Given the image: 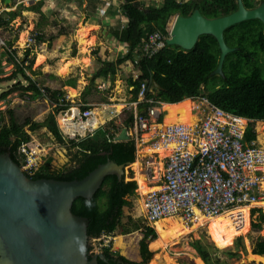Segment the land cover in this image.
Wrapping results in <instances>:
<instances>
[{
	"label": "trees",
	"instance_id": "obj_1",
	"mask_svg": "<svg viewBox=\"0 0 264 264\" xmlns=\"http://www.w3.org/2000/svg\"><path fill=\"white\" fill-rule=\"evenodd\" d=\"M242 1L246 8L252 9L264 0ZM197 9L204 17L218 18L236 11L238 0H164L158 6L147 5L143 0H123L120 10L128 21L122 29L115 31L114 36L121 43L127 44L129 49L116 61L104 62L102 72L115 74L120 65L128 60H135L138 55L136 60H138L140 75L135 80H129V85L133 86V100L137 99L141 83L144 81H147L152 90L149 95L163 103L177 104L185 99L202 98L226 112L252 119L254 123L248 127L246 139L254 140L256 139L254 124L258 121L264 122V64H261L258 58L260 53L264 56L263 22L259 19L244 21L225 31V41L228 46L234 48V51L226 56L222 74H214L219 64L220 48L212 35H202L194 48L189 51L170 45L152 57L143 55L141 51L143 41L149 34L158 31L168 37V24L172 17L177 15L189 17ZM16 17L15 11L1 13L0 27L9 26ZM36 40L39 43L44 42L45 36L37 35ZM8 47L11 51H7L9 58L6 61H10L15 67L14 73L8 80H15L21 75L28 85H18L14 89L3 92L0 100L7 98L16 90L41 93L42 88L39 83L26 72V69L30 68L27 63L34 62V58L30 57L31 49H27L23 58H19L17 50L13 49V44L9 42ZM1 60L2 58L0 63ZM153 82H156L160 89L156 88ZM46 94L50 95L52 103L56 106L45 121L32 123L30 129L35 131L46 127L55 139L69 150L70 160L69 165L59 171H51L48 164L41 167L33 176L26 171L32 179L82 180L108 160L118 164L135 162V141L126 138L117 139L112 124L101 127L84 137L66 136L59 127L56 117L69 110L72 103L66 101L65 92L62 90L46 87ZM82 109L85 110L86 107ZM8 114V124H2V117L0 118V154L10 153L16 163L24 166L25 157L20 149L31 141V136L25 131L24 124L17 122L13 110H8ZM63 117L60 119L61 124ZM162 119L163 117L161 121ZM29 122L27 120L25 124ZM127 123L128 126H134L133 114L129 115ZM261 130H264V123ZM137 188L134 180L123 178L119 181L116 175H109L92 199L80 197L74 201L72 212L89 220L90 240L101 237L105 232L115 235L119 227H122V234L135 230H141L143 233V238L139 242L140 262H133L118 252L112 251L110 247H106L104 253L109 262L99 259L98 264H119L113 260L115 258L124 264H147L151 259L152 253L148 249V242L156 238L155 229L144 220H136L132 217H128L127 222L123 223V208L130 204L129 197L137 196ZM256 211L260 210H253V212ZM260 217L264 220L263 213ZM254 226L257 227L256 224ZM151 245L154 250L160 248V238L158 237ZM192 246L205 264H225L220 260L213 261L210 245L196 241L192 243ZM91 249L89 245V258L93 256L90 253ZM253 253L259 256L264 255V238L258 240ZM182 264L192 263L183 261Z\"/></svg>",
	"mask_w": 264,
	"mask_h": 264
},
{
	"label": "rangeland",
	"instance_id": "obj_2",
	"mask_svg": "<svg viewBox=\"0 0 264 264\" xmlns=\"http://www.w3.org/2000/svg\"><path fill=\"white\" fill-rule=\"evenodd\" d=\"M143 1L147 5L158 6L162 4L164 0ZM121 2H123V0H86V2H84V0H13L12 4L6 9L3 1L0 0L2 13L10 11H15L17 13V17L9 26L0 27V37L2 36L5 39L7 45L9 42L13 44V49L17 50V56L19 58H23L25 51L29 48L31 49L30 57L31 59L34 58V62L27 63L30 68H27L26 72L33 78V80L39 83L42 88L41 93L16 90L9 94L7 98L0 100V118L2 117V124H8V110H13L17 122L22 125L24 124L25 131L31 136V141L26 146L28 147V151L33 153V158L36 159L40 168L48 164L51 171H59L62 170L63 167L68 166L70 160L69 150L65 146L61 145L46 127H42L35 131L30 129L32 123L45 121L48 114L56 106L52 103L50 95L46 94V87L51 88L52 90H54L57 86L63 87L65 97H67V100L71 101L73 104L71 109L65 111L64 113H60L56 117L62 132L71 138L84 137L91 133L87 130L84 134H68L63 127L64 125L62 126L60 119L65 116L62 120L64 123L69 124L67 122L73 120L76 116L73 114L75 109L78 111L80 110L81 113L84 111V109H82L84 100L88 98V101L91 100L92 102H97L99 99H102L100 98L101 95L99 91L101 90H99L98 85H102L105 81H99V79L93 80V76L95 74L94 70L99 66L96 62L97 58L101 57L103 60L106 58H113V60H115L120 52L118 51L119 46H115V44L117 45V42L116 38L112 36L113 30L111 29L112 31H108L109 35H106L105 24L98 36H91V40L89 42H87L88 39L86 38L87 41L84 44L81 42L77 30L85 25L86 27H89L87 24L90 22L89 19L81 18L85 9H95V11H97V9L100 8L102 10L105 5L109 4L110 7L118 11V6ZM71 9L74 10L72 11L73 13L71 12ZM63 10L66 11L62 13ZM67 11H70L71 13L67 14ZM3 15L7 17V15ZM70 16L71 19H69ZM174 18L175 17H172L169 21V28L171 27ZM62 21L69 22L65 26L61 23ZM115 27H117L116 24L114 29ZM88 29L91 33L95 27L91 29L89 27ZM65 31L67 33H64ZM40 34L45 36V41L41 43L36 40V36ZM77 34L80 43L78 41ZM53 36H55V38L51 39ZM120 51L125 52L122 47ZM96 52H98V54H96ZM2 55L3 52L0 49V58ZM40 56H43L42 60H39ZM8 58L9 55H6L0 63V95L5 91L14 89L15 86L28 85V82L21 75H19L15 80H8L15 70L14 65L10 61H5ZM258 58L259 62L264 64V56L261 53L258 55ZM68 62L70 64V72L68 71L66 74L60 73L61 71L59 69L61 64L64 63L66 65ZM126 65L124 67H127ZM133 66L136 70H139L137 69L136 64ZM133 66L128 64V67L125 68V70H135ZM58 73L63 76H60ZM49 75H53L56 78H50ZM130 78L134 79L132 74L119 78L113 77L112 81L109 78V86H107V89L105 88L104 90L105 95L103 97H106V101L112 104L115 110L117 109L116 106L121 104V108L119 110H123L124 113L123 117H121V121H119L118 118H115V120L110 122V124L113 123L115 132L119 134L123 131L124 121L128 119L131 111L128 110L131 106L130 97H132V88H130L128 84V80ZM68 80L75 81V87L67 85ZM191 100H193L194 103L192 111L195 108V105L197 106L196 110H194L192 114H195V116L197 115L198 117L201 115L203 116L205 114L204 109L208 103L206 102L205 104V100L202 98H195ZM96 108H98V106ZM166 114L167 112L165 111L162 123H160L162 126L172 125L171 121L167 123L164 122ZM27 120L30 121L29 124H25ZM115 121L117 123H115ZM75 122H81L78 114ZM99 123H101L100 120ZM263 123L264 122L258 121L254 124V126L255 129H257L259 140H263L264 142V130H261ZM107 125L109 124H106V126ZM96 130L98 129H93L92 132L94 133ZM149 135V133H146L143 137L147 139ZM156 152L159 153L157 155L163 157L162 151ZM149 153L150 152L148 151L146 154H139L137 151L135 162H140V173L143 176L144 174L142 172L146 168L145 157L148 156ZM160 163L161 166L159 168L154 166L153 172L155 175L158 174V171L161 173L163 170L162 162ZM132 166L131 169H129V172L127 171L126 173V180L136 181L138 187L137 196L128 198L130 204L124 206L123 208V223L127 222L128 217H132L136 220L142 219L145 223H147L144 205V199L147 193L145 194L141 192L140 183L137 180L136 169ZM23 168L26 171H29L32 176L35 174V172L26 169L25 166ZM263 182L264 173L262 181V189L264 190ZM148 189L151 190L152 188L148 187ZM262 203L257 204L253 209H251V207L254 205H249L251 210L248 231L243 235L235 236L231 246L224 249L217 248L210 240L207 228L209 223L208 221L203 222L205 224L202 223L195 227V223H186L182 220L184 224L188 226L190 232L184 235L175 244L171 245L163 244L160 239V248L154 250L151 244L158 239L159 235L156 231L155 225H153L157 236L155 239L148 242V249L152 253V256L147 264L151 262L152 258L156 254H158L156 256L159 258L152 264H182L183 261H187L192 264H205V262L200 258L198 252L192 246V243H195L196 241H200L204 245L208 244L211 246L214 262H216V260H220L221 263L225 264H264V260L260 261L252 256L255 255L253 250L256 243L260 238H264V220H261L260 217L261 213L264 214ZM254 209H258L261 212H253ZM254 224H256L257 227L254 226ZM258 225L260 226L258 227ZM99 238L90 240L89 245L92 247L90 253L94 254L101 251L98 240ZM142 238L143 233L141 230H135L128 234H122V227H119V229L115 232L114 240L111 244V250L118 252L120 255L131 261L139 262L141 261L139 242ZM262 256L264 257V255Z\"/></svg>",
	"mask_w": 264,
	"mask_h": 264
},
{
	"label": "built area",
	"instance_id": "obj_3",
	"mask_svg": "<svg viewBox=\"0 0 264 264\" xmlns=\"http://www.w3.org/2000/svg\"><path fill=\"white\" fill-rule=\"evenodd\" d=\"M108 8L109 4L103 11ZM168 38L158 31L149 34L141 47L143 55L152 57L158 53L168 45ZM0 49L6 55L11 51L2 36ZM149 92L152 90L147 81L142 82L132 104L133 128L141 135L149 133L145 143L164 151L163 157L156 151L145 157L146 168L142 173L147 186L152 188L144 199L148 225L153 227L171 217L196 223L200 217L209 219L249 205H254L253 209L264 202V142L246 139V131L254 123L252 119L226 112L207 101L205 114L193 126L182 123L162 126L164 103ZM79 116L81 122L88 123L93 111L85 109ZM87 130L93 133V128ZM20 152L25 157L26 169L33 172L40 169L26 145ZM160 162L163 170L155 175L154 166ZM98 240L104 252L106 247L111 248L114 235L105 232Z\"/></svg>",
	"mask_w": 264,
	"mask_h": 264
},
{
	"label": "water",
	"instance_id": "obj_4",
	"mask_svg": "<svg viewBox=\"0 0 264 264\" xmlns=\"http://www.w3.org/2000/svg\"><path fill=\"white\" fill-rule=\"evenodd\" d=\"M13 0H4L8 8ZM259 19L264 24V2L248 9L238 0L233 13L207 18L200 10L189 17L175 16L168 45L185 51L194 48L202 35H212L220 48L214 74H222L226 56L234 51L225 41V31L244 21ZM154 86H160L153 82ZM133 163L108 160L82 180L32 179L10 153L0 154V264H98L108 262L102 251L89 258V220L72 212L76 199H92L105 178L126 179Z\"/></svg>",
	"mask_w": 264,
	"mask_h": 264
},
{
	"label": "crops",
	"instance_id": "obj_5",
	"mask_svg": "<svg viewBox=\"0 0 264 264\" xmlns=\"http://www.w3.org/2000/svg\"><path fill=\"white\" fill-rule=\"evenodd\" d=\"M84 2H86V0H84ZM121 4H122V2L118 6V11L115 10L114 8L110 7V5H109V8L106 11H103V8H102V10L100 8H98L97 11H95V9L94 10H92V9L91 10H87V9L84 10L83 14L81 15V18L89 19L90 22H88L87 24L89 25L90 28L95 27V29L94 30L92 29L93 31L91 30L92 32L89 33V35H88L89 38L87 37L88 38V42L91 40V36H93V37H95V35L98 36V34L102 30L104 24H105V28H106V35H109V32L108 31H110L112 29L113 31L112 30L111 31H112V36L113 37H115L114 36L115 31H117L118 29H122L124 27V25L127 23L128 19L120 11V5ZM65 11L66 10H63L62 13H64ZM72 11H74V10L71 9V12ZM71 12L70 11H67L66 13L69 14ZM105 14H106V16H105ZM69 19H71V16L69 17ZM68 22L69 21H62L61 23L66 26L68 24ZM115 24L117 25V27H115V29H114ZM78 30H77V32H79ZM64 33H67V32L65 31ZM61 34H63V33H61ZM77 38H78V35H77ZM78 41H79V38H78ZM116 42H117V45L115 44V46H119L118 47V51L120 53H118V57L115 60H113V58L112 59L106 58L105 60H103L101 57H98L97 58V61H96L97 64H99V66L97 67V69L94 70L95 74L93 76V80L99 79V81L103 80V81L106 82V83L104 82L105 84L103 83L102 85H98L99 90H101V91H99V93L101 95L100 98H102V99H99L97 102H92L91 100L88 101V98L86 100H84L83 107L85 106L86 109H92V111H93V117L89 119L88 123H84V122H78V123H76L75 122V119L77 117V114L79 115L80 110L78 111L77 109H75V111L73 112V114L76 115V116H75V118L73 120L67 122L69 124L64 123L63 120H62V122H63L62 125H64L63 127L65 128V130L67 131L68 134H75V133L84 134L85 131L88 129V127H91L93 129H99L102 126L103 127L106 126V124H110V122H112L113 120H115V118H118V120L121 121V117H123V114H124L123 113V110H119L121 108V104H120V106L118 105L119 107L116 106L118 109L115 110V108L113 107V105L110 104V103H108L106 101V97H103L105 95L104 90H105V88L107 89V86H109L108 85L109 84V78L112 81L113 80V77L114 78H116V77L119 78V77H122V76L125 77V76H129L130 74H132L133 77H134V80H135V79H137L139 77L140 70H136L134 68V66H133L135 64L137 66V63L135 62L136 59H138V55H137L135 60H128L125 63H123L122 65H120V67L116 70V73L115 74H112L110 72H106V74H104L102 72V68L104 67V62H113V61H116L120 56H122V55H124L125 53L128 52V49L129 48H128V45L127 44L121 43L117 39H116ZM79 43H80V41H79ZM80 46H82V45L80 44ZM121 47L125 50V52L120 51L121 50ZM82 48H83V46H82ZM96 54H98V52H96ZM5 56H6V54L3 52V55H2L1 58L3 59ZM128 64L129 65L131 64L135 70H125V68L128 67ZM63 65H65V64L64 63L61 64L60 69H59L60 71L63 68ZM125 65L127 67H124ZM69 68H70V66H69ZM92 69H93V67H92ZM137 69H139L138 66H137ZM69 72H70V69H69ZM129 72H131V73H129ZM58 74L60 76H63L60 73H58ZM49 77L50 78H56L53 75H49ZM130 79H132V78H130ZM129 80H128V84H129ZM74 83H75V81L68 80L67 85H69L70 87H75L74 86ZM129 87L132 88V91H133V86H130L129 85ZM54 90H62V91H64L63 90V87H58V86ZM132 91H131L132 97H130V104H131V106H130V109H128V110H131L130 113H129V115L130 114H133V117H134L135 109H134V106L132 104L134 102H136L137 99L136 100H133V92ZM80 96H81V94H80ZM96 97H99V96H96ZM185 100H187V99H185ZM191 101H193V100H191ZM173 105H175V104H173ZM97 106H98V108H96ZM72 107H73V104H72ZM196 107L197 106L195 105V108ZM139 110L141 111L142 108H139ZM66 115H68V114H66ZM200 117H202V115ZM200 117L197 116V118H200ZM128 119H129V117H128ZM128 119L126 121H124L123 131L120 134L115 132L116 138L117 139H125L126 138V139H132V140H134L135 141V144H136V155H137V151H138L139 154H143V153L146 154L148 152L147 151V148L148 147L149 148H152L149 143L148 144L145 143V141L147 139H145L143 137V135L146 134V133H144L142 135H141V133L138 134L136 132L135 128L127 125L128 124L127 123L128 122ZM99 120L101 121V123H99ZM166 120L167 119L165 118V121L164 122L167 123ZM96 122L99 123L98 126H97V128L94 127V125H95ZM115 123H117V122L115 121ZM111 124L113 125V123H111ZM254 129H255V126H254ZM255 133H256V138L259 139V135L257 133V129H255ZM260 141L263 142V140H260ZM160 166H161V163H158L156 165V168H159ZM162 169H163V164H162ZM158 258L159 257H157V256L154 257L153 260L150 262V264H152Z\"/></svg>",
	"mask_w": 264,
	"mask_h": 264
},
{
	"label": "bare ground",
	"instance_id": "obj_6",
	"mask_svg": "<svg viewBox=\"0 0 264 264\" xmlns=\"http://www.w3.org/2000/svg\"><path fill=\"white\" fill-rule=\"evenodd\" d=\"M88 28L89 27H86L85 25L79 28L80 30H78L81 42L83 44L87 41L86 38L90 33ZM39 58H40L39 60H42L43 56H40ZM69 65H70L69 62L66 65H63V68L60 73L66 74L70 69ZM193 107H194V103L190 99L184 100L175 105L165 104L163 110L167 112L165 117L167 119L166 121L167 122L171 121L172 125L182 123V124H187L189 126H193L197 121V116L192 114ZM94 126L97 127L98 123L96 122ZM147 151H149L150 153L154 151H162L164 153L162 148L156 150L148 147ZM133 166L135 167L137 172V180L140 183L141 192L145 194L148 193L151 190L148 189L145 178L140 173V162L136 161L135 163H133ZM262 207L264 208V203H262ZM239 215H241V217ZM239 218H241V220L236 221ZM249 219H250V208L241 207L225 215H219L217 217H213L209 219H205L204 217H201L197 220L194 226L196 227L202 224L203 222L208 221L209 223L207 228H208L210 240L217 248L224 249L231 246L233 238L235 236L243 235L248 231ZM154 225L161 239V242L165 245L175 244L184 235L190 232L188 226H186L180 218L175 219L171 217V218L163 219L162 221L156 222ZM252 256L260 261L264 260V257L262 256L259 255H252Z\"/></svg>",
	"mask_w": 264,
	"mask_h": 264
},
{
	"label": "flooded vegetation",
	"instance_id": "obj_7",
	"mask_svg": "<svg viewBox=\"0 0 264 264\" xmlns=\"http://www.w3.org/2000/svg\"><path fill=\"white\" fill-rule=\"evenodd\" d=\"M113 260H115V261H117V262H119V264H124V263H121L118 259H113ZM109 262V261H108ZM133 262H135V261H133ZM140 262V261H139Z\"/></svg>",
	"mask_w": 264,
	"mask_h": 264
},
{
	"label": "clouds",
	"instance_id": "obj_8",
	"mask_svg": "<svg viewBox=\"0 0 264 264\" xmlns=\"http://www.w3.org/2000/svg\"><path fill=\"white\" fill-rule=\"evenodd\" d=\"M169 28V27H168ZM170 29V28H169ZM207 101V100H206ZM166 104V103H165ZM27 145V144H26ZM22 167H24V166H22ZM26 171V170H25ZM27 173V172H26Z\"/></svg>",
	"mask_w": 264,
	"mask_h": 264
}]
</instances>
